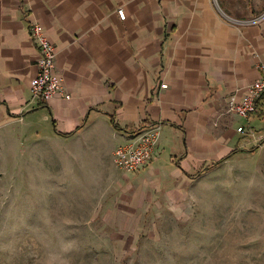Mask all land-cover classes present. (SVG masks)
Masks as SVG:
<instances>
[{
    "label": "crops",
    "instance_id": "crops-1",
    "mask_svg": "<svg viewBox=\"0 0 264 264\" xmlns=\"http://www.w3.org/2000/svg\"><path fill=\"white\" fill-rule=\"evenodd\" d=\"M33 22L56 46L70 98H32L40 57ZM263 62L264 0H0V164L12 158L18 175L14 196L1 180L0 201H23L27 171L36 201H71L87 213L84 201H110L96 210L107 221L143 201H190L197 180L230 171L239 155L226 244L239 247L241 264H264V95L247 118L228 109L260 78ZM43 105L49 126L38 118ZM153 125V158L134 171L119 168L115 149Z\"/></svg>",
    "mask_w": 264,
    "mask_h": 264
},
{
    "label": "rangeland",
    "instance_id": "rangeland-1",
    "mask_svg": "<svg viewBox=\"0 0 264 264\" xmlns=\"http://www.w3.org/2000/svg\"><path fill=\"white\" fill-rule=\"evenodd\" d=\"M39 111L38 118L49 126L45 105ZM238 140L245 142L242 134ZM239 159L233 158V173L204 174L194 183L190 201H143L134 213L107 221L96 210L100 204L104 210L110 201H84L89 213L71 201H36L33 175L25 171L23 201H0V264H241V254L234 253L239 247L226 244L224 230L226 212L239 198ZM8 160L5 169L0 164V182L4 179L14 196L18 175L11 167L13 159ZM230 180L234 187L226 189L223 183Z\"/></svg>",
    "mask_w": 264,
    "mask_h": 264
},
{
    "label": "built area",
    "instance_id": "built-area-1",
    "mask_svg": "<svg viewBox=\"0 0 264 264\" xmlns=\"http://www.w3.org/2000/svg\"><path fill=\"white\" fill-rule=\"evenodd\" d=\"M120 18L125 19L126 13L123 8L118 9ZM30 33L37 42L40 57L37 63V73L31 79L30 89L32 98L39 102L48 103L58 95L63 94L70 98L65 92L64 77L56 71L57 49L49 39L42 24L33 22ZM262 74L252 83L244 96L237 99L231 97L228 102V109L241 117L247 118L257 109V99L264 95V62L260 65ZM166 87L167 84H162ZM242 130V128H239ZM160 140V126L153 125L138 131L131 141L120 145L114 151L115 164L125 170L134 171L147 164L154 156Z\"/></svg>",
    "mask_w": 264,
    "mask_h": 264
},
{
    "label": "trees",
    "instance_id": "trees-1",
    "mask_svg": "<svg viewBox=\"0 0 264 264\" xmlns=\"http://www.w3.org/2000/svg\"><path fill=\"white\" fill-rule=\"evenodd\" d=\"M112 121H113V119H112ZM116 127H118V126L116 125ZM218 163H219V162H216V163H213V164H211V165H208V166L206 167V169L211 168V167L217 165Z\"/></svg>",
    "mask_w": 264,
    "mask_h": 264
}]
</instances>
